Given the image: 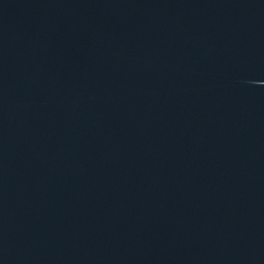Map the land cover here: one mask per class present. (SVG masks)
<instances>
[{"label":"water","instance_id":"obj_1","mask_svg":"<svg viewBox=\"0 0 264 264\" xmlns=\"http://www.w3.org/2000/svg\"><path fill=\"white\" fill-rule=\"evenodd\" d=\"M0 264H264V0H0Z\"/></svg>","mask_w":264,"mask_h":264}]
</instances>
